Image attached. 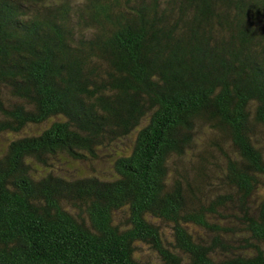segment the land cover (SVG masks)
<instances>
[{"label": "trees", "instance_id": "1", "mask_svg": "<svg viewBox=\"0 0 264 264\" xmlns=\"http://www.w3.org/2000/svg\"><path fill=\"white\" fill-rule=\"evenodd\" d=\"M0 264H264V0H0Z\"/></svg>", "mask_w": 264, "mask_h": 264}, {"label": "rangeland", "instance_id": "2", "mask_svg": "<svg viewBox=\"0 0 264 264\" xmlns=\"http://www.w3.org/2000/svg\"><path fill=\"white\" fill-rule=\"evenodd\" d=\"M119 145V144H118ZM74 167H75V169L73 170V171H75L76 173H79V172H81V171H88V169H89V166H87V165H85V163L84 164H80V163H78V164H74L73 165ZM100 168V170L101 171H105V172H109L111 169H110V167L108 166V164H107V161H104L103 162V166H100L99 167ZM165 228V227H164ZM168 229H165V232L167 233V235H169L168 233L170 232V231H167ZM144 250V253H146L147 252V254H150V251L148 250V249H143ZM151 257H152V259H154L155 258V255L153 254V255H151Z\"/></svg>", "mask_w": 264, "mask_h": 264}]
</instances>
